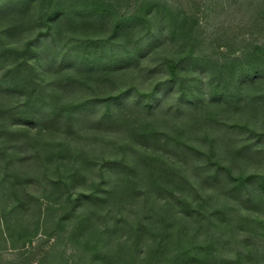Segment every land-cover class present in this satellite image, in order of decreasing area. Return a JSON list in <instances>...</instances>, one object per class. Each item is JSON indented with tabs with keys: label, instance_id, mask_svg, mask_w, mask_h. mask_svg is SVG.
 Returning <instances> with one entry per match:
<instances>
[{
	"label": "rangeland",
	"instance_id": "374dc122",
	"mask_svg": "<svg viewBox=\"0 0 264 264\" xmlns=\"http://www.w3.org/2000/svg\"><path fill=\"white\" fill-rule=\"evenodd\" d=\"M259 183L264 0H0V218L45 264H264Z\"/></svg>",
	"mask_w": 264,
	"mask_h": 264
},
{
	"label": "trees",
	"instance_id": "16d2710c",
	"mask_svg": "<svg viewBox=\"0 0 264 264\" xmlns=\"http://www.w3.org/2000/svg\"><path fill=\"white\" fill-rule=\"evenodd\" d=\"M101 4H105V0H100ZM91 4H95V3H91ZM99 5H95V7H98ZM49 8L51 10H53L55 8L54 5H50ZM57 10H54L53 12H51L52 14L50 15V17L54 14H56ZM120 18L123 17V13L119 14ZM47 20V19H46ZM185 20H187L188 22V28L184 29L185 31L182 33L184 35V38H188L189 40H191L190 45L188 47V50L186 51L185 55L187 54L189 55H193L195 54L196 51H198L199 49L196 47L197 43H196V28L194 27L195 24H193V21L191 19H189L188 17H185ZM115 29H118L120 27L119 25V19L115 18ZM195 48H197L195 50ZM176 67V63L175 62H169L168 63V70L170 72V75L173 76L174 73V69ZM249 71H246L244 73H248ZM28 95H30V93L27 94V98L29 97ZM27 114H31L32 111L31 109H28L26 111ZM26 121H29V118L25 119ZM259 185L263 187V185L261 183H259ZM199 204V203H198ZM6 206V205H5ZM12 206H14L15 208L18 209H24L26 210L27 207L24 206V204H12ZM162 203L157 206V210H160V207H162ZM47 208L51 209V210H59L61 208V205L58 204L56 206L52 205L51 203L48 204ZM161 217L162 222H164V212L165 209H162L160 211H158ZM84 220L86 221L87 218L86 216L84 217L83 215H79L76 221V225L75 227H79V229H83L85 230V225H83L82 223L84 222ZM39 219L35 221L36 223V227L34 229H29V227L25 226L24 228H22L17 237H14L11 233V229H10V225L9 222L7 221V219H2L0 218V241H5V242H9L10 244H14L17 243V245L15 244L14 246H12L13 248H19L18 252L16 253V256L14 259L10 260V263L14 264H18V263H22V262H27L28 260H31V258L34 259L33 264H45L47 263V257L50 256V253L48 250H43L40 246L39 243L34 244L33 241V237L37 236L38 238L42 237V235H45V230L46 229H38L39 228ZM75 227H72V229L74 230ZM90 228V227H89ZM103 232V228L101 227H96L93 230L89 231L87 237L84 239L85 244H87L88 242H91L93 244V242L95 243V240L99 234H101ZM124 247L121 245L118 247L117 252L121 255V250L124 251ZM156 250H150V253L155 252ZM127 253H129L127 251ZM2 257V256H0ZM133 256L130 255L129 257L123 256L122 257V261L124 264H132L131 260H132ZM156 257H152V256H147L145 258V264H150V262H152ZM45 262V263H44ZM5 262H2V259L0 258V264H3ZM143 264V263H142Z\"/></svg>",
	"mask_w": 264,
	"mask_h": 264
}]
</instances>
